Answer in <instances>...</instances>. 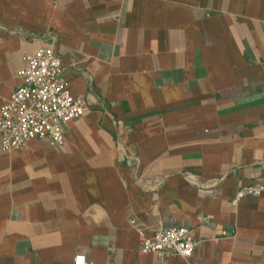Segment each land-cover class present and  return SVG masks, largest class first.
<instances>
[{"label": "crops", "instance_id": "crops-1", "mask_svg": "<svg viewBox=\"0 0 264 264\" xmlns=\"http://www.w3.org/2000/svg\"><path fill=\"white\" fill-rule=\"evenodd\" d=\"M45 45L89 109L0 148V264H264V0H0V110ZM170 225L192 255L140 249Z\"/></svg>", "mask_w": 264, "mask_h": 264}, {"label": "built area", "instance_id": "built-area-1", "mask_svg": "<svg viewBox=\"0 0 264 264\" xmlns=\"http://www.w3.org/2000/svg\"><path fill=\"white\" fill-rule=\"evenodd\" d=\"M18 75L19 84L0 110L1 150H21L34 138L63 147L69 123L85 116L89 109L87 93L71 90L61 54L53 45L27 54L26 64ZM263 190L260 184L245 185L232 196L231 202L237 205L242 197L259 195ZM140 233L143 237L140 249L161 259L169 254L189 257L200 243L184 225L160 226L150 236ZM74 264L93 263L86 254L78 253Z\"/></svg>", "mask_w": 264, "mask_h": 264}]
</instances>
